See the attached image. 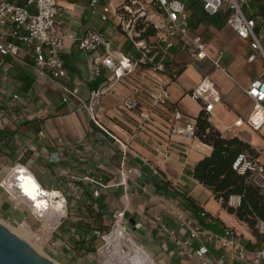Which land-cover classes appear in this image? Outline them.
Instances as JSON below:
<instances>
[{"label": "crops", "instance_id": "crops-1", "mask_svg": "<svg viewBox=\"0 0 264 264\" xmlns=\"http://www.w3.org/2000/svg\"><path fill=\"white\" fill-rule=\"evenodd\" d=\"M63 7V35H79L87 28L102 33L107 31L116 36L113 46L117 52L132 60H139L142 56L131 40L123 38L116 30L107 29L98 17L92 16L86 10V0H65ZM253 9L257 15H264V0H253ZM210 17H218L221 26L216 27L205 21L194 27L209 43V54L222 60L228 74L216 70L208 59L191 60L186 53L173 50L171 56L166 58L169 65L165 73L155 71L154 64L142 65L137 72L117 82L105 95L96 112L107 132L93 122L85 105L91 100L93 90L111 80V73L104 70L101 77L95 78L92 55L82 53L76 43L66 39L63 59L68 69V80L57 83L44 76L38 77L32 66L16 62L10 68L9 75L5 74L0 98L5 99L8 109L0 122V130L14 131L15 152L7 153L0 148V176H8L15 165L22 164L39 180L44 190L58 192L67 199L66 224L62 234L60 231L43 232L45 247L52 248L55 254L66 252L72 264H84L83 253L76 244L82 232L87 229L93 231L100 225L105 227L101 229H107L117 214L124 212L123 227L131 235L126 224L133 227L140 245L129 238L136 247L141 250L143 247L155 264H202L203 258L198 254L189 257L200 248L201 241L190 239L184 223L186 220H199L181 208L183 196L194 198L212 218L206 222L213 224V227L200 224L216 235L215 242L211 245L206 243L209 250L206 256L214 264L222 259L225 264H241L231 257L229 249L221 247L220 239L227 228L250 253L264 248V231L260 230V221L264 223V220L258 222L260 238L257 239L248 223L241 222L235 214L225 210L221 202L215 199L214 192L191 175L195 166L212 154V146L201 142L196 136H169V114L163 106L152 109L154 122L150 126H142L139 113L118 108L130 96L134 86L147 90L161 85L167 88L173 105L185 115L197 119L203 109L192 100L189 92L209 75L223 97V102L215 107L209 122L223 138H237L247 143L251 151L243 154L264 159L263 137L246 123L253 104L243 92L263 70V61L261 58L254 63L248 61V57L254 53L252 42L240 39L226 26L224 12ZM4 69L0 65V71L5 72ZM178 71L181 74H177ZM20 73L34 81L26 91L23 90L24 84L16 78ZM173 73L177 75L171 77ZM60 83L69 85L71 89L77 88L75 98L65 102ZM14 95L20 96V99L15 100ZM141 95L143 105L148 106L145 93ZM159 146L160 151L157 152L156 147ZM123 162L126 165L122 171ZM101 185L106 189L97 198L93 193ZM76 187H79L81 195L78 201L72 195ZM86 204L95 211L93 217L85 212L90 220L87 223L99 225L93 229L86 227V217H75L86 210ZM161 219H166L174 230L173 239L162 237L158 226ZM178 240L182 242V247L174 244ZM165 241L169 244V252L162 249ZM178 250L184 254L177 253ZM244 264L253 263L249 261Z\"/></svg>", "mask_w": 264, "mask_h": 264}, {"label": "built area", "instance_id": "built-area-1", "mask_svg": "<svg viewBox=\"0 0 264 264\" xmlns=\"http://www.w3.org/2000/svg\"><path fill=\"white\" fill-rule=\"evenodd\" d=\"M86 1V10L92 16L98 17L107 29L116 30L123 38L133 42L137 50L142 53L139 60H132L117 52L113 46L116 36L107 31L102 33L87 28L79 35H63L61 28L64 24L63 2L65 0H0V65L5 67L6 74L10 68L15 66V62L24 66L30 65L38 77L44 76L58 83L69 78L68 69L63 59L67 48L66 39L73 44L76 43L82 53L92 55V72L95 78L101 77L104 70L111 73V80L102 83L93 90L91 100L85 105L93 122L106 132L107 130L103 128L97 116V106L101 104L105 95L115 87L117 82L137 72L142 65L154 64L155 71L165 73L166 65L162 59H159L161 52L164 54V59L171 56L173 50L186 53L191 60L204 61L208 59L216 70L228 74L222 60L219 57L213 58L209 54V43L192 24L190 4L193 2H199L202 11L209 16H217L224 12L226 26L230 27L240 39L252 42L254 53L248 57V61L254 63L257 58H261L264 64V15L256 14L253 9V0ZM60 86L65 102L75 98L78 94L77 88L71 89L64 83H60ZM243 92L253 104V110L246 123L264 140V68L259 76L247 88L243 89ZM141 93H145L148 106L143 105ZM189 93L192 100L201 105L208 119L213 116L215 107L223 102L222 93L209 75H206ZM129 95L118 108L123 111L139 113L142 126L152 125L154 122L151 117L152 109L163 106L169 114V136L181 135L190 138L196 136V119L185 115L175 104L171 103V95L167 88L157 85L145 90L143 87L134 86ZM13 98L20 99L18 95H14ZM3 112L1 111V113ZM156 151H160V146L156 147ZM262 152L264 154V148ZM125 165L126 163L123 162L122 171ZM234 168L237 174L246 177L247 183L261 191L264 204V159L242 154ZM30 173L31 171L25 166L17 164L11 169V173L2 180L0 186L10 196L14 194L18 199L31 204L30 196L28 197L24 190V178ZM128 173L131 171L128 170ZM35 180L42 188L39 180L36 178ZM103 189L106 187L101 185L93 195L97 198L100 197ZM72 195L76 201L81 198L79 187L73 188ZM47 198L49 199V197ZM49 200L50 202H63V211L59 212L48 207V204L40 209L34 203L35 206L30 209L36 221L46 223L50 218H54V214L57 216L62 214L64 217L67 215L68 201L65 197L60 196L59 199ZM240 201L241 197H231L229 204L239 206ZM124 216V212L117 214L114 231L123 228L120 224L123 223ZM201 216L204 217L205 213L203 212ZM260 224V230L263 232L264 223L260 221ZM48 225L54 231L61 226L60 222L55 224V221L48 222ZM184 225L188 228L190 239L201 241L200 248L194 254H189V257L192 258L198 254L203 258L202 264H214L206 256L209 252L206 243L211 245L215 242L216 235L212 232L209 233L197 220H186ZM158 226L162 237L167 240L174 238V230L168 225L166 219H161ZM96 233L99 236L101 234L100 232ZM220 240L221 247L225 250L229 249L231 257L235 261L241 264L249 261H252L253 264L264 262V249L250 253L231 229L227 228L225 235ZM37 241H44V237L37 235ZM166 241L162 249L169 252V244ZM174 244L177 247H182L180 240L174 241ZM177 253L184 254L182 250H178ZM216 264H225V261L222 259Z\"/></svg>", "mask_w": 264, "mask_h": 264}, {"label": "trees", "instance_id": "trees-1", "mask_svg": "<svg viewBox=\"0 0 264 264\" xmlns=\"http://www.w3.org/2000/svg\"><path fill=\"white\" fill-rule=\"evenodd\" d=\"M190 9L192 11L193 26L205 21L216 27L221 26V24L218 23V17H210L207 15L202 11L199 2L191 3ZM166 64V68H168L169 63ZM166 71L167 69L165 72ZM9 73L10 72H8L7 75H9ZM5 74V72L0 71V89L3 88L2 79H5L7 76H5ZM175 74L176 73L170 74V76L173 77ZM177 74H181V71H178ZM16 78L24 84V91L31 88L34 83L31 78L23 73L17 74ZM7 109L8 108L5 106V99L0 98V112H7ZM196 126V137L199 138L201 142L212 146L213 151L210 156L204 158V160L195 166L191 175L203 186L214 192L215 199L221 202L225 210L227 209L229 213L235 214L241 222L248 223L254 236L259 239L260 235L257 230L258 222L264 220L263 194L253 185L247 183L246 177L237 174L234 168L241 155L246 151H251L250 146L243 141H239L237 138H223L221 133L211 125L208 116L204 112L196 119ZM0 148L7 153L11 151L15 152L14 131L0 130ZM233 195L241 197L238 208L229 206L230 197ZM180 205L182 209L190 212L193 218L195 217L198 219L201 224L206 225L208 228L213 227V224L206 222V220L212 218L200 208L194 198L183 196ZM89 208L92 211V215H94L95 211L92 210V207ZM203 212L205 213L204 217L201 216ZM95 216H97V214ZM106 230L107 229H102L101 232H105ZM91 233L92 231L87 229V231L82 232L80 240L76 242L79 250L83 254L95 252L91 242L96 239V236L91 235ZM248 247H250V244H248ZM262 249L264 248H260L258 251Z\"/></svg>", "mask_w": 264, "mask_h": 264}, {"label": "rangeland", "instance_id": "rangeland-1", "mask_svg": "<svg viewBox=\"0 0 264 264\" xmlns=\"http://www.w3.org/2000/svg\"><path fill=\"white\" fill-rule=\"evenodd\" d=\"M166 58L167 57H165L164 59V54L162 52L159 54V59H162L164 61V64L167 67ZM4 116H6L5 112L3 113L0 112V122L2 121V118ZM5 177L0 176V184ZM85 207H86V210L84 212L80 211L81 214H78L75 217L76 218L86 217L85 223H86V227L88 228L93 229V227L99 226L95 224L93 226L94 222H90L92 224L87 223V221L89 222L90 220H88V217L86 216L85 212H88L92 216V211L89 208L90 207L89 204H86ZM53 216L54 218L53 217L50 218L49 221H47L46 223H41V222L36 221L31 213L30 207L24 201L18 199V197L10 196L5 191V189L0 186V222L3 223L9 230L14 231L16 234L25 235L26 234L24 231L25 228L22 229L20 227L21 225H26L28 226V229H30L31 231H34L39 237H42L43 232H46V230L54 231L48 225V222L52 223L53 221H55V224H58V222H60L61 226L56 231L57 232L60 231V233L62 234L63 226L64 224H66V221H65L66 218L64 217V215L57 216V214H54ZM58 218H62V219L59 220ZM116 218H114L110 227H108L105 232H101L102 231L101 228H105V227H102V225H100L99 227H95L93 229L91 235L96 236V239L93 241L91 240L92 241L91 244L94 247L95 252L90 253V254H82V257H83L82 263L84 264H138L136 263V261L138 260L136 259V253H135L136 248L132 246V244L127 240V237L129 236L135 243H137L136 239L138 238V236L134 232L133 227H131L129 223L126 224V227H129L132 235L129 232H127V234L124 235L125 234L124 227L123 229L120 228V230L114 231V228H115L114 224H115ZM123 223H121L120 225L124 226ZM65 230L66 229L64 228V231ZM113 231L114 233L112 234V236H110V234ZM96 232H100L101 233L100 236ZM64 236L66 235L64 234ZM42 242H40L41 243L40 244L35 240V237L34 238L31 237L29 244L34 246L44 256L52 259L54 262H56V264H72L73 261H71V258L66 252H63L62 253L63 255L61 253L55 254V252L52 251V248H49L48 246L45 247ZM137 244L140 245L139 243ZM141 248L144 250L143 247ZM145 264H149V263H145Z\"/></svg>", "mask_w": 264, "mask_h": 264}, {"label": "water", "instance_id": "water-1", "mask_svg": "<svg viewBox=\"0 0 264 264\" xmlns=\"http://www.w3.org/2000/svg\"><path fill=\"white\" fill-rule=\"evenodd\" d=\"M0 264H56L0 222Z\"/></svg>", "mask_w": 264, "mask_h": 264}, {"label": "bare ground", "instance_id": "bare-ground-1", "mask_svg": "<svg viewBox=\"0 0 264 264\" xmlns=\"http://www.w3.org/2000/svg\"><path fill=\"white\" fill-rule=\"evenodd\" d=\"M25 180V185H24V190L27 194V196L29 197V201L31 202V204H28L27 202H25L29 207L35 206L34 203L36 204V206L40 209H43L45 207V205L48 204V207H52L53 209H56L57 211L61 212L63 211L64 208V204L63 202H54L51 201L49 199H59L60 194L58 192H54V191H48V190H44L43 188H40L39 183H37V181L35 180L34 176L30 173L28 174V176H26L24 178ZM43 192V193H42ZM14 197H17L16 195L13 194ZM41 196V197H40ZM45 196V197H43ZM49 197V199L47 198ZM59 216H62V214H59ZM22 229H24L25 231V235H18L20 236L24 241H26L28 244L30 243V238H34L37 241V234L34 231H31L30 229H28V226L26 225H21ZM27 228V229H26ZM123 229V228H121ZM120 230V229H118ZM119 234V233H118ZM120 235V234H119ZM125 235V234H124ZM121 236V235H120ZM116 237V236H115ZM118 238V237H117ZM111 239V238H110ZM125 239V238H124ZM127 240L132 244V246H134L136 248V259H138L136 261V263L138 264H145V263H149V264H155L154 260L152 259V257H150L148 255V253L144 252L143 250H141L140 248L136 247V245L134 243H132L131 239L129 238V236L127 237ZM38 243H40L39 241H37ZM118 243V242H117ZM41 244V243H40ZM31 245V244H29ZM44 245V243H43ZM32 246V245H31ZM45 246V245H44ZM34 247V246H33ZM41 253V252H40Z\"/></svg>", "mask_w": 264, "mask_h": 264}]
</instances>
